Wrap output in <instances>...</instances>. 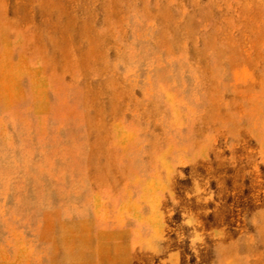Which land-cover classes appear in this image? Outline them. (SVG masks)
Segmentation results:
<instances>
[{
  "label": "rangeland",
  "instance_id": "1",
  "mask_svg": "<svg viewBox=\"0 0 264 264\" xmlns=\"http://www.w3.org/2000/svg\"><path fill=\"white\" fill-rule=\"evenodd\" d=\"M0 264H264V0H0Z\"/></svg>",
  "mask_w": 264,
  "mask_h": 264
}]
</instances>
